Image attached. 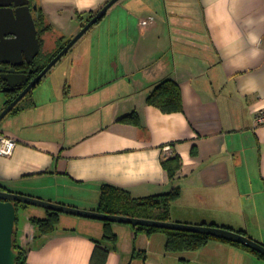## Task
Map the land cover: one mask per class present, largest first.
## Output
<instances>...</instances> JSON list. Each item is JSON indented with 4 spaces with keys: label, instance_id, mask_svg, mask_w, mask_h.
I'll list each match as a JSON object with an SVG mask.
<instances>
[{
    "label": "crops",
    "instance_id": "obj_1",
    "mask_svg": "<svg viewBox=\"0 0 264 264\" xmlns=\"http://www.w3.org/2000/svg\"><path fill=\"white\" fill-rule=\"evenodd\" d=\"M108 1L30 0L39 53L57 52ZM121 2L97 23L95 42L87 31L64 55V83L42 87L0 122V135L16 141L10 156L0 155V190L85 211L98 210L102 191L141 199L178 190L168 222L220 227L264 245V125L255 122L264 109V0ZM165 78L179 86L181 112L146 103ZM131 113L137 125L120 121ZM168 158L179 161L172 179ZM58 218L51 234L38 236L33 225L18 233L27 264H91L96 242L109 250L106 264H128L133 248L146 252L144 264H264L219 240L167 252L165 233L118 223L110 225L113 248L102 241V221Z\"/></svg>",
    "mask_w": 264,
    "mask_h": 264
},
{
    "label": "water",
    "instance_id": "obj_2",
    "mask_svg": "<svg viewBox=\"0 0 264 264\" xmlns=\"http://www.w3.org/2000/svg\"><path fill=\"white\" fill-rule=\"evenodd\" d=\"M119 1H108L44 69L27 84L30 70L26 72L25 70H17V68L22 67L24 64L30 65L39 53V40L32 14V11L36 12L37 8L36 5L30 7V0H0V80L4 83V88L0 92H14L27 84L17 97L0 113V122L41 81L76 42ZM16 204L34 206L58 214H67L108 223L205 234L237 243L264 256V245L232 230L204 225L138 219L97 211H85L0 190V264H15L16 261V254L13 251V233L17 220Z\"/></svg>",
    "mask_w": 264,
    "mask_h": 264
},
{
    "label": "trees",
    "instance_id": "obj_3",
    "mask_svg": "<svg viewBox=\"0 0 264 264\" xmlns=\"http://www.w3.org/2000/svg\"><path fill=\"white\" fill-rule=\"evenodd\" d=\"M95 14H89L86 17L85 21L82 23V27L88 23V21ZM99 22V21H98ZM97 22V23H98ZM37 23H41V15L38 14ZM96 23V24H97ZM95 24V25H96ZM46 29H41V32H44ZM47 31V30H46ZM66 45L62 44L58 46L57 52L49 56H45L41 52L35 58V60L29 65L28 73L29 80H32L36 77L44 67L63 49ZM0 89L4 88V83L0 80ZM14 96L6 102L8 105L16 97V92H9ZM148 105H152L158 108L163 113H173L182 111V101L181 93L179 86L171 79L165 78L159 81L155 86L153 91L149 94L146 99ZM17 106L12 110L15 111ZM11 111V112H12ZM120 121L137 125L138 118L135 113L128 114L120 119ZM163 167L168 174V177L172 179L179 170V161L177 158H168L163 161ZM179 197L178 190H172L169 193L141 198V199H132L125 196L123 193H118L116 191L106 192L102 191V196L100 199L99 207L97 212L111 214V215H121L125 217H132L138 219L146 220H157L168 222L169 221V206L172 202L177 200ZM20 204H16L18 208ZM22 206H28L21 204ZM47 216L43 219L32 218L31 223L35 227L38 236L47 235L54 232L56 225L58 224V213L46 210ZM104 225V234L102 241L108 245L115 247L117 237L111 231V223L103 222ZM137 232L145 231L147 233L152 232H162L167 236L165 250L167 252H179V251H197L207 244L209 240H219L226 242L232 246H237L243 248L244 250L252 253L256 258L264 262V256L237 243H233L224 239L215 238L205 234L199 233H187L182 231H173L165 229H156L148 227H135ZM240 233V232H238ZM17 234L16 229L13 233V251L16 254L15 264H27L25 249H23L19 243L15 241L14 235ZM243 234V233H241ZM17 236V235H16ZM109 250L107 247L102 246L96 242V246L91 255L90 263L91 264H106L108 258ZM147 260V255L145 251L137 250L133 248L132 256L128 264H133L139 262L144 264Z\"/></svg>",
    "mask_w": 264,
    "mask_h": 264
},
{
    "label": "rangeland",
    "instance_id": "obj_4",
    "mask_svg": "<svg viewBox=\"0 0 264 264\" xmlns=\"http://www.w3.org/2000/svg\"><path fill=\"white\" fill-rule=\"evenodd\" d=\"M125 0H123V2H121V5H126ZM167 2V6L168 4L171 2V0H166ZM168 10H170V8L168 7ZM98 12V11H97ZM96 12V13H97ZM170 12V11H169ZM110 14H108L107 17H109ZM155 19H158V17L156 15L153 16ZM107 21V20H106ZM103 26H100V24H96L94 26H92L88 32L86 33L85 39H87V43L89 41L95 42V38L98 34V32H100L102 30ZM84 39V40H85ZM83 40V41H84ZM84 43V42H83ZM83 43L81 42L80 44H78V49L83 47ZM86 43V42H85ZM68 55L62 57V59L41 79V81L35 86L33 87L28 94L16 105L17 108L18 107H24V105L26 106V101H29V99L31 97L36 96V93H38V91L42 88V87H47L50 84L51 85H55V84H59V83H64L65 79H66V61L68 60ZM68 65V62H67ZM1 90V89H0ZM14 95L9 93V92H0V108H1V101H8L10 100ZM16 98V97H15ZM14 98V99H15ZM8 106V105H7ZM6 106V107H7ZM4 107V109L6 108ZM3 111V109H2ZM7 119H10V116L7 117ZM5 121H7L5 119ZM5 123V122H4ZM20 208H18L17 211V220H16V224H15V229L17 234L14 235L15 241L17 243L19 242V238H18V233L19 235H24L26 236L27 234H29L31 232V226L33 225L31 223V219L32 218H39L42 219L41 217H36L35 215H33L32 211H23V209H31L32 206H22L21 204L19 205ZM31 225V226H30ZM17 235V236H16Z\"/></svg>",
    "mask_w": 264,
    "mask_h": 264
},
{
    "label": "built area",
    "instance_id": "obj_5",
    "mask_svg": "<svg viewBox=\"0 0 264 264\" xmlns=\"http://www.w3.org/2000/svg\"><path fill=\"white\" fill-rule=\"evenodd\" d=\"M255 122L257 125H264V109L256 111ZM16 147V141L5 135H0V155L10 156ZM165 150L171 153L170 148L166 147Z\"/></svg>",
    "mask_w": 264,
    "mask_h": 264
},
{
    "label": "flooded vegetation",
    "instance_id": "obj_6",
    "mask_svg": "<svg viewBox=\"0 0 264 264\" xmlns=\"http://www.w3.org/2000/svg\"><path fill=\"white\" fill-rule=\"evenodd\" d=\"M33 2H30V7H32L33 6ZM28 67L29 66H25V65H23L22 67H19V68H17V70H25L26 72H28L29 71V69H28ZM31 80H29L28 82H27V84L30 82ZM27 84H25L23 87H21V89H19V90H17V91H14V92H16V97H17V95L26 87V85Z\"/></svg>",
    "mask_w": 264,
    "mask_h": 264
}]
</instances>
